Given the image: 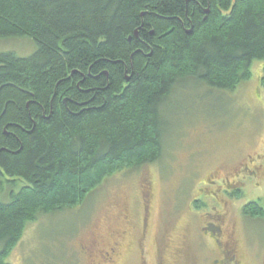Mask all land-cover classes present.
<instances>
[{"label": "trees", "instance_id": "trees-1", "mask_svg": "<svg viewBox=\"0 0 264 264\" xmlns=\"http://www.w3.org/2000/svg\"><path fill=\"white\" fill-rule=\"evenodd\" d=\"M25 38L30 56L0 52V264L39 216L159 161L177 96L248 81L264 0H0V41Z\"/></svg>", "mask_w": 264, "mask_h": 264}, {"label": "rangeland", "instance_id": "rangeland-1", "mask_svg": "<svg viewBox=\"0 0 264 264\" xmlns=\"http://www.w3.org/2000/svg\"><path fill=\"white\" fill-rule=\"evenodd\" d=\"M35 49L27 38L0 41V52L19 57ZM189 92L167 112L172 132L159 161L112 175L83 206L27 224L8 263L90 264L121 231L115 264H158L160 250L165 264H218L209 223L219 227L222 215L237 264H264V219L245 213L252 203L264 209V61L234 91Z\"/></svg>", "mask_w": 264, "mask_h": 264}, {"label": "flooded vegetation", "instance_id": "flooded-vegetation-1", "mask_svg": "<svg viewBox=\"0 0 264 264\" xmlns=\"http://www.w3.org/2000/svg\"><path fill=\"white\" fill-rule=\"evenodd\" d=\"M149 186V185H148ZM145 204L146 205V211L148 212V204L150 203V199H149V192H148V196H145ZM144 199V200H145ZM147 217H145V222H147ZM217 222L220 223L219 227L216 226H212L211 223H209V228L211 230V232L216 235L217 237V242L219 247L221 248V260H219L218 264H237L236 262V254L235 251L233 250V244L229 243V236H228V231H226L224 229L225 224H224V220H223V216H217L216 217ZM215 220V221H216ZM144 226L143 228V232L145 233L147 230V227ZM214 227V228H213ZM204 231H206L207 229H203ZM125 233L121 232V231H116V233H113L112 236L116 237L118 239L117 242L113 243V246L111 247V245H109L107 248L109 251H106V253H104V247H98L99 249L95 248L96 250H99L98 252H94L93 256H91V263L90 264H115V257L117 256V252L120 249L121 246V239L123 238V235ZM220 239H224V243H222ZM167 240L166 237L163 238V242H165ZM96 247V246H95ZM160 255H159V263L158 264H165V252L164 250H160ZM91 255V254H90ZM99 261V262H98Z\"/></svg>", "mask_w": 264, "mask_h": 264}]
</instances>
